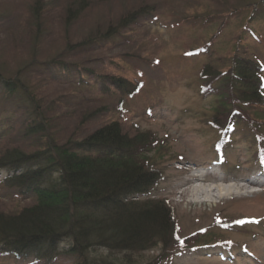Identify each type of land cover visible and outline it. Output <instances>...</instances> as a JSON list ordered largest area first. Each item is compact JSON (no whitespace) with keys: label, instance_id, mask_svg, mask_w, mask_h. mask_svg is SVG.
Wrapping results in <instances>:
<instances>
[{"label":"rangeland","instance_id":"374dc122","mask_svg":"<svg viewBox=\"0 0 264 264\" xmlns=\"http://www.w3.org/2000/svg\"><path fill=\"white\" fill-rule=\"evenodd\" d=\"M262 7L263 0H0V78L20 86L10 95L0 84V158L42 150L47 137L59 146L80 141L116 122L129 139L154 142L146 154L160 173L153 197L172 210L178 238L189 246L166 264H264V163L256 157L263 144L255 136L264 135V108L248 111L251 123L236 122L221 138L210 126L219 98L203 93L200 74L204 66L226 72L237 52L262 68L264 83ZM109 78L138 90L123 94ZM36 121L47 137L28 131ZM8 176L0 170V214L11 216L37 199L3 183ZM218 185L233 189L224 198L193 193ZM242 218L256 221L219 226ZM222 242L231 257L220 256ZM160 248L129 262L145 264ZM122 257L112 256V264H127ZM0 264L42 262L8 257Z\"/></svg>","mask_w":264,"mask_h":264},{"label":"trees","instance_id":"16d2710c","mask_svg":"<svg viewBox=\"0 0 264 264\" xmlns=\"http://www.w3.org/2000/svg\"><path fill=\"white\" fill-rule=\"evenodd\" d=\"M129 18L124 19L123 26ZM230 62L224 73L211 66H204L200 73L203 93L210 91L219 98L210 126L220 132L221 138L238 122L251 123L248 111L264 108L262 68L237 52ZM108 80L128 96L138 90V85L125 79ZM0 84L10 95L20 88L3 78ZM24 95L25 103L33 107V99ZM222 116L230 120L219 121ZM28 131L47 137L43 121H36ZM255 132L263 144L258 145L256 157L264 163V135ZM145 137L131 140L118 123L112 122L83 140H70L62 146L47 137V146L37 152L6 151L0 158V170L9 174L3 183L34 194L37 202L16 215L0 214V258H33L53 264L54 256L67 255L75 258L72 264H112V256L122 255L124 263L131 264L129 256H141L159 245V255L145 264H166L178 249L189 248L188 239L178 238L172 210L153 197L160 173L146 157L154 142ZM221 146L216 147L219 154ZM255 221L242 218L219 226ZM216 245L225 249V254L220 253L222 258L232 256L229 243ZM210 246L213 249L215 245L201 247ZM100 250L102 255H93ZM246 253L253 257L251 252Z\"/></svg>","mask_w":264,"mask_h":264},{"label":"bare ground","instance_id":"6f19581e","mask_svg":"<svg viewBox=\"0 0 264 264\" xmlns=\"http://www.w3.org/2000/svg\"><path fill=\"white\" fill-rule=\"evenodd\" d=\"M192 177L194 178V180H193V178H192V181H195L196 183L198 182V183H200V182H202V179L200 178L201 176H194V175H192ZM220 183H222L223 182V180H221V179H217ZM250 184H251V182H250ZM213 188L210 190V189H208V190H206V189H204L203 187H198V188H196L194 191H193V193H195V194H197V195H208V194H210L211 192L212 193H214L218 198H224L226 195H228V194H230L231 193V191H232V187H230V186H223V185H218V186H212Z\"/></svg>","mask_w":264,"mask_h":264}]
</instances>
